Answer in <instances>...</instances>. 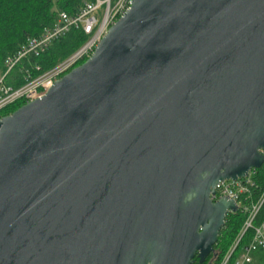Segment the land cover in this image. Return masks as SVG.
I'll return each instance as SVG.
<instances>
[{
    "label": "water",
    "instance_id": "95a60500",
    "mask_svg": "<svg viewBox=\"0 0 264 264\" xmlns=\"http://www.w3.org/2000/svg\"><path fill=\"white\" fill-rule=\"evenodd\" d=\"M264 165V0H133L0 119V264H192Z\"/></svg>",
    "mask_w": 264,
    "mask_h": 264
},
{
    "label": "built area",
    "instance_id": "2783aa9c",
    "mask_svg": "<svg viewBox=\"0 0 264 264\" xmlns=\"http://www.w3.org/2000/svg\"><path fill=\"white\" fill-rule=\"evenodd\" d=\"M132 3L133 0H88L73 13L59 11L53 24L45 27L40 35L29 37L7 57L5 72L0 78V110L21 99L28 103L43 96L75 65L92 56L110 27L125 15ZM72 30H81L88 36L87 41L76 52L46 71H42L39 63L32 66V69H26L22 75L24 84L19 87L9 83L19 65L40 57ZM256 170H251L245 177L237 180L220 181L214 188L215 193L211 194L213 201L221 197L234 200L238 206L237 212L246 216L238 238L221 264H230L233 252L250 229L249 242L242 247L235 264L252 263L256 254L264 250V220L257 222L264 207V191L257 192L258 183L254 178Z\"/></svg>",
    "mask_w": 264,
    "mask_h": 264
},
{
    "label": "trees",
    "instance_id": "16d2710c",
    "mask_svg": "<svg viewBox=\"0 0 264 264\" xmlns=\"http://www.w3.org/2000/svg\"><path fill=\"white\" fill-rule=\"evenodd\" d=\"M84 1L88 0H0V78L5 72V61L13 54L22 43L29 37L38 36L43 29L53 24L59 11L75 12ZM88 39V36L81 30H72L69 34L58 39L52 47L40 57H34L30 62L24 61L15 70L9 83L19 87L24 84L22 75L26 69H32L36 63L42 65V71H46L60 61L68 58L76 52ZM81 61L80 63H83ZM25 101L15 102L0 110V116L13 113ZM258 183L257 192L264 191V165L258 168L254 174ZM246 216L241 212H230L226 223L221 230L219 240L215 244V250L204 261L200 262L195 258L194 264H221L223 259L232 249L244 224ZM264 220V207L259 216V221ZM251 229L248 230L240 245L233 252L230 264H235L242 247L249 242ZM256 256L264 264V250L259 251Z\"/></svg>",
    "mask_w": 264,
    "mask_h": 264
},
{
    "label": "rangeland",
    "instance_id": "374dc122",
    "mask_svg": "<svg viewBox=\"0 0 264 264\" xmlns=\"http://www.w3.org/2000/svg\"><path fill=\"white\" fill-rule=\"evenodd\" d=\"M80 64H82V63L79 62L77 65L74 66V68L77 67V66L80 65ZM19 101H25V100L21 99V100H18V101H16V102H19ZM14 103H15V102H14ZM25 103H27V102H25ZM12 104H13V103H12ZM1 118H2V117H1ZM254 259H255V257H254ZM252 264H260V263H258V262L255 261V262H253Z\"/></svg>",
    "mask_w": 264,
    "mask_h": 264
},
{
    "label": "crops",
    "instance_id": "0c3cea01",
    "mask_svg": "<svg viewBox=\"0 0 264 264\" xmlns=\"http://www.w3.org/2000/svg\"><path fill=\"white\" fill-rule=\"evenodd\" d=\"M255 261L258 262V263H260V264H263L262 261L259 260V257L258 256H255V259L253 260V262H255ZM252 263H249V264H252Z\"/></svg>",
    "mask_w": 264,
    "mask_h": 264
},
{
    "label": "flooded vegetation",
    "instance_id": "af4514ba",
    "mask_svg": "<svg viewBox=\"0 0 264 264\" xmlns=\"http://www.w3.org/2000/svg\"><path fill=\"white\" fill-rule=\"evenodd\" d=\"M195 263V258H194V260H193V263L192 264H194Z\"/></svg>",
    "mask_w": 264,
    "mask_h": 264
}]
</instances>
